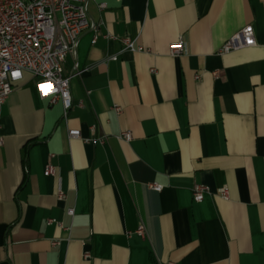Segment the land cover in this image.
Returning <instances> with one entry per match:
<instances>
[{"label": "crops", "instance_id": "0c3cea01", "mask_svg": "<svg viewBox=\"0 0 264 264\" xmlns=\"http://www.w3.org/2000/svg\"><path fill=\"white\" fill-rule=\"evenodd\" d=\"M88 16L67 116L26 73L0 105V264H264V0H89ZM246 26L255 44L220 53Z\"/></svg>", "mask_w": 264, "mask_h": 264}, {"label": "built area", "instance_id": "2783aa9c", "mask_svg": "<svg viewBox=\"0 0 264 264\" xmlns=\"http://www.w3.org/2000/svg\"><path fill=\"white\" fill-rule=\"evenodd\" d=\"M88 2L89 0H0V105L27 72L31 75L40 98L47 99L49 103L60 101L63 117L67 116L72 106L70 93L72 74L64 72L62 63L68 54L73 53L83 32L86 30L93 32L92 43L99 35L97 24L89 19ZM98 6L103 8L104 3H99ZM117 39L122 43L124 50L131 52L143 50L129 37ZM254 44L253 28L246 26L228 38L219 52L227 53ZM169 51L172 56L186 53V42L179 37L169 45ZM111 59L114 60L116 57L112 56ZM78 73L79 71L76 72ZM115 109L119 110L118 107ZM90 129L94 130V125H91ZM67 134L69 138L81 137L78 129H68ZM118 138L129 141L131 133L122 131ZM104 140L105 138H100L91 141ZM54 173V166L47 164L45 174ZM149 187L154 191H160L162 188L156 183L150 184ZM207 192L206 186L194 184L193 201H202ZM219 195L226 199L227 188H221ZM57 196L63 199L64 192L58 190ZM68 213L72 214L73 210L69 209ZM135 233L141 237L147 235L143 224L138 225ZM84 257H88V254L85 253ZM154 264L161 263L157 261Z\"/></svg>", "mask_w": 264, "mask_h": 264}, {"label": "rangeland", "instance_id": "374dc122", "mask_svg": "<svg viewBox=\"0 0 264 264\" xmlns=\"http://www.w3.org/2000/svg\"><path fill=\"white\" fill-rule=\"evenodd\" d=\"M26 74H29V73L26 72Z\"/></svg>", "mask_w": 264, "mask_h": 264}]
</instances>
